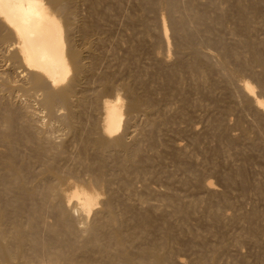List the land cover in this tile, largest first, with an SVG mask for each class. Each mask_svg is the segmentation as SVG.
<instances>
[{
  "label": "bare ground",
  "instance_id": "bare-ground-1",
  "mask_svg": "<svg viewBox=\"0 0 264 264\" xmlns=\"http://www.w3.org/2000/svg\"><path fill=\"white\" fill-rule=\"evenodd\" d=\"M74 1L75 0H0V44H1L0 46L2 47V44H4L10 48L11 51L9 54V61H11V63H13V62L17 63V65L20 66L22 71L25 72L24 73L25 77L22 75L24 77V82L18 83V84H22L21 89H23V91H25V93L27 92L29 94V96H31L30 95L31 92H33L32 95H34L35 92H40V93H38L40 95V98H39L40 103L39 104H41L42 108L46 109V113H47L48 117H46V116L45 117L46 118L50 117L52 120L55 118L62 125V128L64 127V129H66L68 131V132H66V134L68 135V133H69L70 137L73 138L72 143H69V144H71L70 148L67 147L68 145L66 143H64V141H63V143H56L57 141L55 142L56 144L52 143L53 139L52 140L49 139L50 137H53V135L50 136V134L53 133L52 129L47 128L45 130L42 129L43 131H41L40 130L42 128L41 127L39 129L40 130L39 131L36 128V127H38V125H36V127H35L33 122H30L31 121V119L29 118L30 116L29 117L25 116L23 119L24 123H26V125H21V126L16 125V126H18L17 129L15 128L16 126L13 129L12 125H11V123L14 122V119L11 116L12 112H10L8 110L11 115L4 113V110H5L4 108H3L4 110L1 111L2 113L0 112V143H2V145L5 146V150L0 153V263L5 262L7 264H181V262L183 260L181 261L180 259H177L179 255L176 257L175 253L179 249L182 250V248L185 247L186 244L188 245V243H187L188 241L185 243L184 239H182V237H180V235H174L175 233L173 234V232H175V231L177 232V230L174 231L169 226L171 223L168 225L169 227L164 226L162 228L163 232H161L162 229H160L161 231H159V232H161V234L157 232L160 235L157 238L155 237V239H154V237L152 235L153 234L152 231L154 230L153 226H155L154 225L155 222H153V218H152L153 215H152V212H150L149 210H147L143 213H140V214L138 213V215H140V216L137 217V219L135 220L134 223L132 221V223H131L132 226H129V225H131V224H129L131 221L129 222L128 220H132V219H130V217L128 218V216H127V212H129V211H127L126 213H125V211H122V208L125 209L128 207L127 203L125 204V201H127L126 198H128V197L124 198V200L122 199L123 200L122 204H124V206L122 205V208H117L116 202H115L117 200V198H116L117 196L115 195L116 189L114 188L115 189L114 190L111 187L112 185L116 184V187L119 190L124 191L127 196L128 195L130 196L132 194L131 191L133 192V189H132L133 186H136L135 184L137 183V180L140 181V180H142L141 179L142 177L149 176V174H150L149 170L146 169L145 165H144V162L149 159L148 158L149 156L148 155H146L148 157H145V156L142 157L141 156L142 146L139 143L140 141L138 140V138H135L132 142H128L124 137V133L121 130L122 124L124 123L123 122V115L125 114L127 117L126 123H129V122L131 123V121L134 120L133 118L136 116V113L144 114L145 117L143 116L144 120L142 121L143 122L142 125H143V128L147 127V129H148V132L146 133V135H147L146 139L148 142L147 146L150 150H153V148L155 146L154 145V139H155L154 137H155L156 133L158 132V130H160L159 127H161L163 124H167V123L171 122V120H173L172 117L174 115L170 116V115L164 114L165 112L162 109V107L160 106L161 104L158 102H155V100L152 98V96H151L152 94L149 91L150 87L147 86V83L144 84V82L141 81V79H140L141 74L145 73V75H143L142 77L146 76V74H147V71L145 70V68H143L144 70H138L137 72L131 71V73H133V72H135V73H133V75L128 73L129 75H132V76H129V78H126L122 81H118L119 83L116 81V79H115L116 76L113 73H105V74L101 75L102 74V72H101V74H99V75H101L100 78L96 76L99 80V85H98L97 89H95L94 91H91V93H88L90 89H88V87H85V83L91 77L93 78V76H94L93 80H95V75H97L98 73L95 72V69L93 67V65L95 64V61H96L95 57L93 56L94 57L93 59L95 60L94 64H93V61H89V60H87L89 62L85 61L84 55L87 54L90 57H91V55H93L94 49H93L92 45L94 42L90 41V36L93 33L94 26L96 24L93 23L94 25H92V23L90 24L89 21L87 22V20H86V22H84L83 20L79 19L80 17L77 14L78 9H76L77 7L74 6L75 3L72 5V3ZM88 1H90V0H88ZM92 1H90V4H91V7H93V10H95L94 6L97 7L95 5V3L97 4V2H96V0H94L95 3H94V1L93 2ZM99 1L100 0H98V2ZM138 1H139V7L141 9L140 11H143V12L149 11V10H155L156 8H158V11H159V9H160L159 7H162L161 9H163L166 13H168V17H169L168 21L170 23V27H171L173 33L176 34L177 40H176L175 46H176L177 52H179L180 55L184 54L180 50L182 49V51H184V50H187L186 48H188V54H184L183 56H180V58H179V55L177 53L178 58L176 60H174L175 62H173L170 66L168 65L167 67H163L162 65H160L161 64L159 62L160 60H158V64H157L158 69H157L156 73L160 74V76L159 75L158 76L161 77V79L163 80V82H161V83L166 84V82L168 83L170 81L171 82L173 81L172 84L174 85L173 86V90H174V89L178 88L181 81L185 78V75L189 74V76H190V74H191V75H194L196 77L198 76V78L199 77L207 78L212 71V68H213L212 64H214V63L211 62L212 64H210V63H208L209 61L208 62L205 61V60H207V58L205 57L206 58L205 60L202 58L205 55H202V57L200 56V54L198 53V51L200 50V49H198L199 45H198V47H195V45L197 46V44H199V42H200L196 36H197V34H199V32L202 35H203V32H205V33L211 32V29L215 27V26L213 27V25H218V27H219V25H223L224 23L228 24V23H226L227 20H231V21H233L232 23L230 22L231 24H233L232 26L230 25L231 26V29H230L231 33L234 31H237V32L242 31L241 33L243 34L241 37V40L238 39L240 41L238 43L239 45L237 44L238 46L236 44L235 45L228 44L230 42H228L226 44L227 41L223 42L222 37L220 38L219 36H217L216 38H214L215 36L214 37H209V36L207 37L206 36L207 41L217 45L218 46L217 48H219V50H220V53L222 56V61L221 62L219 61V63L216 62L217 63L216 65L219 64V66H221V70H219V72L222 71V67H224V68L226 66L228 67L229 64L228 65L226 64V62L228 60H232V64L234 66H232L231 68H233V69L228 71L229 68H228V70L225 68L228 71V76H231V77L233 75L236 76V74L241 72V71L249 72L252 75V77H254L256 83L258 85H260L262 87V89H264V50H261L262 46L260 47V45L263 42L257 41L258 40L257 35H253V37H252L253 30L255 29L253 27L258 22V21L257 22H255V21L260 17L262 9L264 8V0H223L227 4L228 11L226 9L225 13H223V11H221L222 14H220V15L217 14L214 16L213 15L210 16L207 13L205 7L201 6L200 3L198 2V0H138ZM210 3H212V2H210ZM76 4H78V3H76ZM100 6L103 7V5H100ZM207 6H208V4H207ZM219 7L221 8V6H219ZM104 9H105V6H104ZM106 9L108 10V8H106ZM106 9L103 11H107ZM209 9H210V7H209ZM263 11H264V9H263ZM91 12H92V9H91ZM218 12H220V11H218ZM162 15L163 14H161V17H162V20L164 21V18ZM166 15L167 14H164V16H166ZM138 18H140V17H138ZM260 19H261V17H260ZM142 20H143V18H142ZM155 20H157V19H155ZM145 21H146V19H145ZM159 21H160V19H159ZM98 22H100V21H98ZM142 23L140 25H142ZM158 23H157V25H158ZM146 24L147 23H144L143 25H146ZM165 24H167V22ZM113 25H115V24H113ZM140 25H138L137 27H139ZM147 25H149V23ZM158 26H159L158 28L160 29V34H158V35H160L161 40H163V42H164V40H166V34H167L166 28H165L163 22ZM143 28H144V26H143ZM214 29H216V28H214ZM143 31L144 32L147 31L146 26L143 29ZM215 31H217V30H215ZM224 31H225V29H224ZM214 32H213V34H214ZM254 33H256V32H254ZM224 34H226V33H224ZM228 34H229V32H228ZM236 34H239V33H236ZM171 35L174 36V34H171ZM221 35H223V34H221ZM234 36H236V35L234 34ZM258 36H259V34H258ZM200 38H202V37H200ZM224 38H225V36H224ZM231 38H232V36H231ZM195 39L198 40L199 42H197V44L193 45L195 43ZM78 41H82V42H80V44L83 43L86 46L84 45L85 47L84 46L81 47L78 44ZM260 41H262V40H260ZM151 42H152V40H151ZM173 42L174 41H172V43ZM169 43H167V44H169ZM123 46H124V44H123ZM157 47H159V46H157ZM168 47H169V45H168ZM239 48H241L242 50H239ZM197 49H198V51H197ZM146 51H149V50H146ZM168 51H169V48H168ZM141 52H143V51H141ZM166 52H164V53L166 54ZM244 52H246L248 54L247 57L245 56L246 54H244ZM175 53H176V51H175ZM155 54H156V52H155ZM159 54L160 53H158L157 56H159ZM165 54H163V55H165ZM87 55L85 57H87ZM130 56H131V54H130ZM133 57H134V55H133ZM212 57H214V55ZM7 59H8V54H7ZM163 59L165 60L164 57H163ZM169 59H170V57H169ZM130 60H133V59H130ZM107 63H108V61H107ZM134 64H132V65H134ZM214 66H215V64H214ZM254 66L255 67L257 66V68L259 67L258 68L259 70L257 69L258 71H255L253 69ZM13 69H15V68H13ZM219 69H220V67H219ZM216 73H218V72H216ZM241 74L243 75V73H241ZM1 75L3 76V74H1ZM5 76L9 77L7 75H5ZM97 78H96V81H97ZM218 78H216V79H218ZM226 79H225V81H226ZM9 80H12V76H11V79H9ZM138 80H140L139 83H141L139 88L137 87L138 85H136L137 82H135ZM5 81L6 80H4V83H5ZM200 81L202 82V80H200ZM12 82H15V81H11V83ZM21 82H22V80H21ZM216 82L218 83L219 80ZM216 82L215 81L213 82V78H212L211 83L208 81L202 85L203 86L205 85V88H207V91H208L211 89H215ZM236 82H238V81H235V84H237ZM241 82H240V86H238V87L245 93L244 96L246 98V103H248V105L253 106L255 108V110H254V111H256L255 112L256 113L255 118L258 121H260V123H262V125H263L262 127L264 128L263 101L261 100V98L258 99V95L256 96L254 89H253V88H255L253 86L254 84L252 85L253 82L251 84L247 81H243L242 83ZM4 83L2 82L1 84H4ZM8 83H10V82H8ZM95 83H97V82H95ZM5 84L7 85V83H5ZM14 84H16V83H14ZM4 85L1 86L2 89L5 87ZM115 85L118 86L119 89H121V91L123 92V93L121 92L122 95H121V93L118 94L117 92H115L116 89H114L115 90L114 92L117 94H115L110 99H108V98L104 99L103 98L101 100V98H102L100 96L101 93L107 92V91H112L113 88H117V87H114ZM230 86H228V87H230ZM17 88H15V89H17ZM195 89H196V87H195ZM5 90H6V88H5ZM18 90H20V89H18ZM92 90H93V87H92ZM165 90H166V88H165ZM231 90L233 91L234 89L231 88ZM13 91H15V90H13ZM259 91L261 92V90H259ZM7 92H8V90H7ZM10 92H12V91H9V93ZM161 92H163V91H161ZM1 93L4 94L3 92H1ZM9 93H8V96H9ZM25 93H23V94H25ZM262 93H263V91H262ZM6 94L7 93L5 92V95ZM167 94H168V92H167ZM12 95L14 96V94H12ZM161 95H163V94H161ZM3 97H4V95H3ZM3 97H2V99H3ZM196 97H197V95H196ZM236 97H235V99H236ZM261 97H262V95H261ZM7 99H8V97H7ZM164 99H165V97H164ZM221 99L223 100V98H221ZM218 100H214V101L217 102ZM9 101H11V100H9ZM174 101H173V103H174ZM1 102H3V101H1ZM22 102H23V100H22ZM36 102H37V100H36ZM189 102H190V100H189ZM218 102H217V104H218ZM228 102H231V101L229 100ZM187 103H188V98L185 94H183L182 98H181V105L177 108V110L175 108L177 115L178 114L181 115L183 119H185V114L182 113V110L184 109L185 104H187ZM235 103H236V101H235ZM6 104H8L7 101H6ZM9 104H11V102ZM3 105L6 106L5 103ZM34 105H36V104H34ZM236 105H237V103H236ZM1 107H0V110H2ZM37 107H38V105H37ZM215 107H217V106H215ZM8 108L10 109V107H8ZM59 108H62L64 110V114L62 116H60V118H58L59 115L56 117V110ZM238 108H239V106H238ZM229 109H230V107L228 106V107L224 108L223 111H226V110L228 111ZM220 111L222 112V110H220ZM240 112L241 111H239V114H240ZM24 113H26V112L24 111ZM34 113H36V112H34ZM38 113H39V111H38ZM21 114H23V113H21ZM29 114H30V110H29ZM152 114H153V116H152ZM173 114H175V113H173ZM16 117H18V116H16ZM177 118H178V116H177ZM15 119H18V118H15ZM20 119H22V118H20ZM234 119H236V118H234ZM138 120H136V121H138ZM32 121H33V119H32ZM50 122H53V121H50ZM53 123H52V125H53ZM172 123H174V122H172ZM257 123H259V122H257ZM56 124H58V123H56ZM227 124H229V123H227ZM233 124H234V121H233ZM252 124H253V122H252ZM131 125H133V124H131ZM219 127H221V126H219ZM258 127H259V125H258ZM52 128H53V126H52ZM62 128H61V130H63ZM254 130H255V127H254ZM134 132L132 131V133H134ZM260 134H262V133L260 132ZM57 136H58V134H57ZM64 136H65V134H64ZM259 137H260V135H259ZM140 138H142V137H139V139ZM58 140H59V138H58ZM254 144H256V143H253V145ZM25 146L27 148V151L23 150L25 148L22 149V147H25ZM72 146H74V151L73 150L69 151V149H71ZM154 149H157V148H154ZM261 155H262V153H261ZM140 156H141V159H140ZM263 156H261V157H263ZM154 157H156V156H154ZM158 157H160V155ZM152 159H149V160H152ZM36 161L37 162L40 161V166H41L40 171H37V170L34 171V168H32V166L34 165V163ZM224 161H225V159H224ZM178 165L184 171L189 169L188 166H186V164H183V162L182 163L179 162ZM249 166H250V164H249ZM36 167H38V166H36ZM179 171H181V170H179ZM192 172L193 171H191V173ZM194 172H195V170H194ZM243 172H245V170ZM243 172L240 170L241 178H242L243 182H245L246 178L243 176V174H244ZM191 173L188 172L189 175ZM152 174H153V172H152ZM66 175H68V177L70 176L74 179L73 180L74 181L73 186L70 184L71 180L69 178H68L69 181H66L67 180ZM193 175H194L193 177H194L195 182L198 181L197 179L199 178L198 177L199 174L197 175L196 173H194ZM222 178H225V180L230 179V181H232L228 172ZM135 179H137V180H136V183L134 182V185H133V181ZM145 179H147V178H145ZM194 180H192V181H194ZM77 181L81 182V183L85 182L86 184L84 183L82 185H78L80 183L76 184ZM167 182H168V179H167ZM226 182H228V181H226ZM141 183H143V182H141ZM144 183H146V182H144ZM65 184H67V185L70 184L72 186V189L69 186L71 189V190H69V192H67V189L65 190L63 188L64 186H62V185H65ZM149 184H151V183H149ZM181 184H179V185H181ZM201 185L204 186V188L208 189V190H210L211 186H213L210 184V182H203ZM147 186L145 187L146 189H147ZM228 186H230V185H228ZM98 189H101V191L104 190V192L107 194L106 198L104 197L105 199L102 200V197L99 198V196H98L99 191L98 192L96 191ZM104 192H103V194H104ZM211 192H213V195H214L215 191H212V189H211ZM227 192H228V190H227ZM119 193H121V192L119 191ZM103 194H102V196H103ZM119 195H121V194H119ZM122 195H124V194H122ZM213 195H211V197ZM160 196L158 195L157 198L159 197V199H160ZM162 196L164 197L165 195H162ZM24 198L28 201V204H27V202H25L26 204L23 202V201H26ZM22 199H24V200H22ZM144 199L142 197L143 204L145 202ZM156 200L157 199H155V201ZM167 200H169V199H167ZM167 200L165 202H167ZM172 200H170V201H172ZM225 200H227V199H225ZM149 201H151V200H149ZM173 202H172V204H173ZM178 202H180V201H178ZM196 202L198 203V201H196ZM98 203L100 204V207L102 204V206H103L102 210H96L95 209V205ZM229 203H230V201H229ZM156 205H159V204H156ZM177 205L178 206H175V203H174L175 207L173 206L174 207L173 208L174 213L177 215V217L179 216V218H180L184 214L186 215L189 212L188 211L189 208L186 206V204H185V206L187 208L183 207V205H179V204H177ZM194 205H195V203H194ZM69 207H71L72 210L75 209V211L76 210L79 211L78 214H80V216H79L81 219L80 221L85 223V225L82 228H77L78 225H76V223H78V219H75V218L72 219V217H70L72 215L71 214L69 215V212H70ZM131 208L133 209V207H131ZM155 208L158 210L157 207H155ZM194 208H196V206ZM210 208H211V206L208 209H210ZM207 211H210V210H207ZM132 212H133V210H132ZM71 213H73V211H71ZM90 213H92L93 216ZM258 213L259 212L251 211V213H248V215L246 214L247 216L246 215H244V216H246V218H247L246 220L249 219V222L252 223V219H254ZM263 213H264V211H263ZM76 214H77V212H76ZM211 214H213V217H214V215H217L215 217H218V210L217 211H216V209L214 210V207H213V209L211 210ZM260 214H261V212L259 213V215ZM47 215L52 216L53 221L51 220L52 221L51 223L46 222L45 217ZM89 215H91V217H92V219L90 221L88 220ZM259 215H258V217H260ZM50 216H49V218L51 219ZM261 216H262V218H264V215H261ZM75 217L78 218L77 216H75ZM131 217H133V215ZM169 217H170V215L168 216V218ZM159 219H161V218H159ZM235 219H237V218H235ZM167 221H168V219H167ZM230 221H231V219H230ZM253 222H254V220H253ZM184 223L185 222H183V225H185ZM228 223H229V221H228ZM78 224L80 225V223H78ZM164 224L166 225V222H163V225ZM81 225H80V227H81ZM183 225L181 224V226H183ZM249 226H250V224H249ZM174 227H176V225ZM160 228H161V226H160ZM181 228H183V227H181ZM177 229H179V228H177ZM186 229H188V228H186ZM186 229H184V231ZM153 232H155V231H153ZM242 232H243V230H242ZM201 233H203V232H201ZM245 233L250 235V237L251 236L255 237L256 229L253 226H251L250 228L248 227V231ZM198 235H200V234H198ZM151 238H153V239L151 240ZM198 239L200 240V238H198ZM242 239H244V238H242ZM188 240H190V239H188ZM195 240H196V238H195ZM198 243L200 245V242H198ZM203 244H204V242H203ZM205 244H207V243H205ZM239 244H241V243H239ZM254 244H256V243L254 242ZM201 246H199V247H201ZM255 248H257V247H255ZM204 249H205V247H204ZM252 250H253V248H252ZM199 251H201V250H199ZM179 252H182V251H179ZM220 253H221V249L218 246H214L211 249H205L202 252H200V254H198L197 259H196V264H218V262H219L218 261V259H219L218 255ZM253 259H254V257H253ZM256 259H257V257H256ZM239 263H240V261H239Z\"/></svg>",
  "mask_w": 264,
  "mask_h": 264
},
{
  "label": "rangeland",
  "instance_id": "rangeland-1",
  "mask_svg": "<svg viewBox=\"0 0 264 264\" xmlns=\"http://www.w3.org/2000/svg\"><path fill=\"white\" fill-rule=\"evenodd\" d=\"M75 1L72 3V5L75 3L74 6L77 7L76 9H78L77 14L80 17V18L79 17L78 18L81 19V20H83L84 22H86V20H87V22L89 21V23L90 24L92 23V25L96 24L94 26V31H93V33L90 36V41H93L94 42L93 45H92L93 46V49H94L93 50V55H91V57L89 55H87V54L84 55V60L85 61H87V60L93 61V64H94V61L96 60L95 61V64L93 65V67L95 69V72L98 73L97 75L94 74L95 75V80H93L94 79V76H93V78L91 77L88 81H86L85 87H88V89H90L88 93H91V91H94L95 89H97V87L99 85V80H98L97 77L100 78L101 75H103L105 73H113L116 76L115 77L116 81L118 82V81H122V80H124L126 78H129V76H132L133 73L137 72L138 70H144L143 68H145V70L147 71V74L144 77H142V76L145 75V73L144 74H141V76H140L141 81L144 82V84L147 83V86L150 87L149 88V91L152 94L151 95L152 98L155 100V102H158V103L161 104V105L160 104L159 105L164 110V112H165L164 114H167V115H170V116L171 115H174L172 117L173 120H171V122H169L167 124H163L161 127H159L160 130H158V132L156 133V135L154 137L155 138L154 139V145H155L154 148H157V149H154L153 148L154 151L153 150H150L148 148V146H147L148 145V142H147V139H146V136H147L146 133L148 132V129H147V127H144L143 128V125H142L143 124L142 121L144 120V117H145L144 114H142V113H140V114L136 113V116L133 118L134 120H132V121L130 120L131 123L130 122L129 123H126L127 117H126L125 114H124L125 116L123 115V122L124 123L122 124V129L121 130L124 133L125 139L128 142H132L135 138H138V140L140 141L139 143L142 146L141 156L142 157L143 156H145V157H148L149 156L148 157L149 159H152V158L153 159L152 160H149L148 159L147 161L144 162L145 168L149 170L150 174H149V176H146V177H142L141 178L143 181L142 180H140V181L143 182V183H141L137 179H135L133 181V185H134V182L136 183V180H137V183L135 184L136 186H133V188H132L133 189V192L131 191L132 194L130 193L131 194L130 196L129 195L127 196L124 191L119 190L116 187V184H114V185L111 186L113 189L114 188L116 189V190L115 189L114 190H115V195L117 196L116 197L117 200L115 201L117 208H122V205L124 206V204H122L124 198L128 197V198H126L127 201H125V204L127 203L128 207L125 208V209L122 208V211H125V213L127 211H129V212H127V216H128V218L130 217V219H132V220H128L129 222L131 221L129 224H131L132 221L134 223L135 220L137 219V217L140 216V215H138V213L140 214V213H143V212H145L147 210H149L150 212H152L153 222H155L154 223L155 226H153L154 227L153 228L154 229L153 231L156 232L155 233V232L152 231V233H153L152 235H153L154 239H155V237L157 238L161 234V232H163V229L162 228L164 226L165 227H169L170 226L174 231L177 230V232L175 231V232H173V234L175 233L174 235H180V237H182V239H184L185 243L188 241L187 242L188 245L186 244V246L183 247L182 250L179 249L175 253V256L176 257L179 255L177 259H180L181 261L183 260L181 262V264H191V263L192 264H196V259H197L198 254H200V252H202L203 250H205V249H211L214 246H218L221 249V253H220L221 255L220 254H219L220 256L218 255V258H219L218 259V261H219L218 264H263L264 263V247H263L264 246V220H263L264 218H262L261 215H264V213H263V211H264V194H263L264 193V156H263L264 155V150H263L264 149V136H263L264 135V128L262 127L263 126L262 123H260V121H258L255 118V114H256L255 113L256 111H254L255 108L253 106L248 105V103H246V98L244 96L245 93L238 86H240V82L241 81L242 82L243 81H247L250 84L253 82L252 85L254 84L253 86L255 87V88H253L254 89V92H255L256 96L258 95V99L261 98V100L263 101V107H264V89H262V87L256 83L254 77H252V75L249 72H246V71L243 72V71H241V72L237 73L238 75L237 74H236V76L233 75L234 77L233 76L232 77L231 76H228V71L232 70L233 68H231V67L234 66L232 64V60H228L226 62L227 65L229 64L228 67L227 66L225 67L227 70L229 68L228 71L224 67H222V71L219 72V70H221V66H219V64L218 65H216V64L219 63V61L220 62L222 61V56H221L220 50H219V48H217L218 47L217 45L208 42L207 39H206V36L207 37L208 36L209 37H214L215 36L214 38H216L217 36H219L220 38L222 37L223 42L224 41L225 42L227 41L226 44L228 42H230L228 44H232V45H235L236 44L237 45L240 42L238 39L241 40V37L243 35L241 33L242 31H238V32L237 31H234V32L231 33L230 29H231V26L233 25V24H231L233 21L226 19L228 21V22L226 21V23H228V24H225L224 23L223 25H219V27H218V25H213V27L215 26L214 28H216V29L212 28L211 29V32H208V33L203 32V35L200 34V32H199V34H197L196 37L198 38V40L200 42L198 40H196L197 39L196 38L195 39V43L193 42L194 43L193 45H195V44H197V42H199V44H197V46L195 45V47H198V45H199L200 48L198 47V49H200L199 50L200 52L198 51V49H197V51L200 54V56L202 57V55H205L202 58L204 60L207 58V60H205V61H207V62L209 61L208 63H210V64L214 63L216 67L214 66V64H212V66H213L214 69L212 68V71H211L210 75L207 78H205V77L204 78L203 77L202 78L201 77L198 78V76L196 77V76L191 75V74H190V76H189V74L188 75H185V78L180 83L181 85L179 84L178 88H176V89L173 90V86H174L172 84L173 81L172 82L170 81L168 83L166 82V84L165 83H161V82H163V80L161 79V77H159L160 74L156 73V71L158 69V66H157L158 60H160L159 61L161 63L160 65H162L163 67H167L168 65L170 66L173 62H175L174 60H176L178 58V55H179V58H180V56H183L184 54H188V48H186L187 50H184L183 49L184 51H182V49L180 50L184 54H181L180 55L179 52H177V49H176V46H175L176 45L175 43H176L177 37H176V34L173 33V31H172V29L170 27V23L168 21L169 20L168 13H166L163 9H161L162 7H159L160 8L159 11H158V8H156L155 10H149V11H144L143 12V11H140L141 9L139 7V1L138 0H100L99 2H98V0H96L97 4L93 0L94 3H95V5L97 6V7L94 6V9L95 10H93V7H91V4H90V1H92V0H90V1H88V0H75ZM215 1L216 0H209V1L208 0H198V2L200 3V5L203 6V7H205L207 13L210 16L211 15L214 16V15H217V14L220 15V14H222L221 11H223V13H225L226 12V9H227V4L223 0H217L216 2ZM210 2H212V3H210ZM76 3H78V4H76ZM207 4H208V6H207ZM100 5H103V7L100 6ZM104 6H105V9L108 8V10L106 9L108 12L107 11H103V10H105L104 9ZM219 6H221V8ZM209 7H210V9H209ZM91 9H92V12H91ZM263 9H262V12L260 14V17H261L262 20L259 17L258 18L259 20L257 19L255 21V22H257V21L258 22H257V24L255 23L256 25L253 24L254 25L253 28H255L256 30L254 29L255 31L253 30V34H252V37H253V35H257V39L258 40L257 39L256 40L258 42H263L260 45V47L261 46L263 47V48L261 47V50H264V16H263L264 15V13H263L264 11H263ZM218 11H220L221 13L218 12ZM227 11H228V9H227ZM161 14H163L162 16L164 18V21L162 20ZM164 14H167V15L164 16ZM138 17H140V18H138ZM142 18H143V20H142ZM145 19H146L147 22L145 21ZM155 19H157L158 21L155 20ZM159 19H160V21H159ZM98 21H100V22H98ZM158 22L160 24L163 22V24H164V26L166 28V33L169 35L168 36L166 34V40H164V42H163V40H161L160 35H158V34H160V29L158 28L159 27L158 25H160V24ZM166 22H167L168 25L165 24ZM141 23H142V25H140ZM144 23H147V24L149 23L150 26L147 25V24L146 25H143ZM157 23H158V25H157ZM113 24H115V25H113ZM138 25H140V26L137 27ZM143 26H144V28L146 26V29H147L146 32L147 33L143 31V29H144ZM224 29H225V31H224ZM215 30H217V31H215ZM213 32H214V34H213ZM228 32H229V34H228ZM254 32H256V33H254ZM224 33H226V34H224ZM236 33H239V34H236ZM171 34H174V36H172ZM221 34H223V35H221ZM234 34L236 36H234ZM258 34H259V36H258ZM224 36H225V38H224ZM231 36H232V38H231ZM200 37H202V38H200ZM151 40H152V42H151ZM171 40L174 41V42L172 43ZM260 40H262V41H260ZM80 42H82V41H78V44L81 47H83L85 44H83V43L80 44ZM167 43H169V44H167ZM123 44H124V46H123ZM168 45H169V47H168ZM157 46H159V47H157ZM167 47L169 48V51H168V48ZM140 50L143 51V52H141ZM146 50H149V51H146ZM239 50H242V49L239 48ZM10 51L11 50H10V48L7 45L2 44V47L0 46V66H1L0 67V77L2 78V79L0 78L1 79L0 80V88L5 83H7V85L6 84L4 85L5 86L3 88L4 90L2 88H1L2 90L0 89V91L4 93V94H2L0 92V107L2 106L1 107L2 110H0V112L3 111L4 109H5L4 110V113L10 114L9 111L12 112L11 113L12 115L11 114L10 115L14 119V122L11 123L13 129H14V127L16 125H18V126L26 125V123H24V120L23 119H24L25 116L26 117H29L30 116L29 117L31 119L30 122H33V124L35 125V127H36V125H38L39 128L36 127L38 130L41 127H42L40 129L41 131H43V130H45L47 128L53 130V133H51L50 136L53 135V137L56 140L53 137H50L49 138L50 140L53 139L52 140V143H55L56 141H57L56 143H63V141H64V143H66L68 145L67 147L70 148L71 147V144H69V143H72L73 138L70 137V134L69 133H68V135L66 134V132H68V131L66 129H64V127L62 128V125L55 118H54L55 120L54 119L52 120L50 117L49 118H46V117H48L47 116V113H46V109L42 108L41 107V104H39L40 103L39 102L40 95L38 93H40V92H35L34 95H32L33 92H31L30 93L31 96H29V94L27 92L25 93V91H23V89H21L22 88V84H18V83H23L24 82V77H25L24 73L25 72L22 71V69L20 68L19 65H17V63H14V62L11 63V61H9ZM175 51H176V53H175ZM155 52H156V54H155ZM164 52H166L167 55ZM158 53H160L159 54L160 57L157 56ZM177 53H178V55H177ZM7 54H8V59H7ZM130 54H131V56H130ZM163 54H165L166 56L163 55ZM244 54H246L245 55L246 57L248 56V54L246 52H244ZM86 55H87V57H85ZM133 55H134V57H133ZM213 55H214V57H212ZM93 56L95 57V60L93 59L94 58ZM163 57L165 58V60L163 59ZM169 57H170L171 60L169 59ZM130 59H133V60H130ZM89 61H87V62H89ZM107 61H108V63H107ZM131 63L132 64L135 63V64L132 65ZM218 66L220 67V69H219ZM13 68H15V69H13ZM258 68H257V66L256 67L255 66L253 67V69L255 71H258L259 70ZM131 71H135V72L131 73ZM101 72H102V74H101ZM216 72H218V73H216ZM128 73L129 74H132V75H129ZM241 73H243V75ZM1 74H3V76ZM99 74H101V75H99ZM5 75H7L9 77H6ZM11 76H12V80H9V79H11ZM96 78H97V81H96ZM212 78H213V82L214 81L216 82L218 80H219V82L218 83L216 82L215 89H211V90H208L207 91V88H205V85L203 86L202 84H204L205 82H208V81L211 83L212 82ZM216 78H218V79H216ZM224 78L225 79L227 78L226 81H225ZM4 80H6L5 83H4ZM21 80H22V82H21ZM200 80H202V82ZM1 81L4 84H1L2 83ZM11 81H15V82H12L11 83ZM94 81L97 82V83H95ZM139 81L140 80L135 81V82H137L136 85H138L137 86L138 88L140 87V84H141V83H139ZM235 81H238V82H236L237 84H235ZM8 82H10V83H8ZM14 83H16V84H14ZM228 86H230V87H228ZM14 87L15 88L18 87V88L15 89ZM92 87H93V90H92ZM114 87H117V88H113L112 91H107V92L101 93V95H100L102 97L101 100L103 98L104 99H106V98L110 99L115 94H117V93L120 94L122 92L121 89H119L118 86L115 85ZM195 87H196L197 90L195 89ZM5 88H6V90H5ZM165 88H166V90H165ZM231 88L234 89V90L232 91ZM18 89H20V90H18ZM114 89H116V91ZM7 90H8V92H7ZM13 90H15V91H13ZM259 90H261V92ZM4 91L7 93L6 95H5V92ZM9 91H12V92L9 93ZM114 91L117 92V93H115ZM161 91H163V92H161ZM262 91H263V93H262ZM167 92H168V94H167ZM8 93H9V96H8ZM23 93H25V94H23ZM122 93H121V95H122ZM12 94H14V96ZM161 94H163V95H161ZM183 94H185L187 96V98H188V103L185 104V107L182 110V113L185 114V119H183L181 115H179V114L177 115V113H176L177 108L181 105V98H182V95ZM260 94L262 95V97H261ZM3 95H4V97H3ZM196 95H197V97H196ZM1 96L3 97V99H2ZM7 97H8V99H7ZM164 97H165V99H164ZM235 97H236V99H235ZM221 98H223V100ZM233 99L236 101L237 105H236V103H235V101ZM5 100L7 101L8 104H6V101ZM9 100H11V101H9ZM22 100H23V102H22ZM36 100H37V102H36ZM189 100H190V102H189ZM195 100L196 101L198 100V101L196 102ZM214 100H218L219 101V102L217 101L218 104ZM229 100L231 102H228ZM1 101H3V102H1ZM173 101H174V103H173ZM10 102H11V104H9ZM2 103L3 104L5 103L6 106H4ZM34 104H36V105H34ZM37 105H38V107H37ZM215 106H217V107H215ZM228 106L230 107L231 110L229 109L228 111L227 110L226 111H223V109L226 108V107H228ZM238 106H239V108H238ZM8 107H10V109ZM175 108H176V110H175ZM29 110H30V114H29ZM220 110H222V112ZM24 111L26 113H24ZM38 111H39V113H38ZM239 111H241L240 114H239ZM34 112H36V113H34ZM21 113H23V114H21ZM173 113H175V114H173ZM63 114H64V110L62 108H59V109L56 110V117L59 115L58 118H60V116H62ZM16 116H18V117H16ZM152 116H153V114H152ZM177 116H178V118H177ZM15 118H18V119H15ZM20 118H22V119H20ZM234 118H236V119H234ZM32 119H33V121H32ZM136 120H138V121H136ZM50 121H53L54 123L53 122H50ZM233 121H234V124H233ZM172 122H174V123H172ZM252 122H253V124H252ZM257 122H259V123H257ZM52 123H53V125H52ZM56 123H58V124H56ZM227 123H229V124H227ZM131 124H133V125H131ZM51 125L53 126V128H52ZM258 125H259V127H258ZM18 126H16L15 128L17 129ZM219 126H221V127H219ZM254 127H255V130H254ZM61 128L64 131L61 130ZM132 131L133 132L135 131V132L132 133ZM62 132L63 133L65 132L64 134H65V136L66 135L67 136L65 137ZM260 132L262 134H260ZM57 134H58V136H57ZM259 135H260V137H259ZM139 137H142V138L139 139ZM58 138H59V140H58ZM253 143H256V144L253 145ZM3 146L4 145H2V143H0V153L5 150V146L4 147ZM23 148H25V149H23ZM22 149L24 151H27L26 146L25 147H22ZM72 150L74 151V146H72V148L69 149V151H72ZM261 153H262V155H261ZM146 155H148V156H146ZM159 155H160V157H158ZM141 156H140V159H141ZM154 156H156V157H154ZM261 156H263V157H261ZM224 159H225V161H224ZM179 162H181V163L183 162V164H186V166H188V168H189L188 169L189 171L188 170H186L187 172L184 171L178 165ZM249 164H250V166H249ZM36 166H38V167H36ZM32 168H34V171L35 170L40 171V169H41L40 161L39 162L36 161L34 163V165L32 166ZM177 168L178 169L180 168L179 170H181V171H179ZM193 169L195 170V172H194ZM190 170L193 171V172L191 173ZM240 170L242 172L245 170V172H243L244 174L242 173L243 176L246 178L245 179V182H243V180L241 178ZM152 172H153V174H152ZM188 172L191 173V174L189 175ZM227 172L230 175V178H231L232 181H230V179H226L225 180V178H222V177H224V175ZM194 173H196L197 175L199 174L198 175L199 178L197 179L199 182L198 181L195 182L194 177H193L194 176L193 175ZM66 178H67L66 181H69L68 178L72 181V182L70 181V184L73 186L74 185V181H73L74 179L72 177H70V176L68 177V175H66ZM145 178H147V179H145ZM167 179H168V182H167ZM192 180H194V181H192ZM226 181H228V182H226ZM144 182H146L147 184L144 183ZM203 182H210V184L213 185V186H211V189H212V191H215L214 192V195H213V192H211V189L210 190L205 189L204 186L201 185ZM78 183H80V184H78ZM84 183H81V182H78V181L76 182V184H78V185H82ZM149 183H151V184H149ZM70 184H68V185L67 184L62 185V186H64L63 188L65 190L67 189V192H69V190L72 189V186ZM143 184L144 185L146 184V185L144 186ZM179 184H181V185H179ZM228 185H230V186H228ZM69 186L71 187V189H70ZM146 186H147V189L145 188ZM227 190H228V192H227ZM96 191L97 192L99 191L98 192L99 198L102 197V200L106 198L107 194L104 192V190L101 191V189H98ZM119 191L121 193H119ZM103 192H104V194H103ZM101 193L103 194V196H102ZM119 194H121V195H119ZM122 194H124V195H122ZM210 194L213 195V196L211 197ZM156 195L157 196L158 195L159 196L161 195L160 196V199H159V197L157 198ZM162 195H165L166 197L165 196L163 197ZM142 197H143V199L145 198L144 201L146 203L144 202V204L142 202L143 201L142 200ZM24 199H22V200H24ZM155 199H157L158 201L160 200V201L159 202L157 200L155 201ZM167 199H169V200H167ZM225 199H227V200H225ZM149 200H151V201H149ZM166 200H167V202H165ZM170 200H172V201H170ZM178 201H180L181 203L178 202ZM196 201H198V203ZM229 201H230V203H229ZM23 202L24 203L27 202V204H28V201L27 200L26 201H23ZM172 202H173V204H172ZM174 203H175V206H178L177 204L183 205V207H186L187 206L189 208L188 209L189 212L186 215L184 214L185 215V216L183 215L184 217L183 216L180 217V218H179V216L177 217V215L174 213V209H173L175 207L174 206ZM194 203H195V205H194ZM156 204H159V205H156ZM185 204H186V206H185ZM195 206H196V208H194ZM210 206H211L212 209L214 207V210L215 209H216V211L218 210V217H215L217 215H214V217H213V214H211V210L212 209L211 208L208 209ZM131 207H133V209ZM155 207H157L158 210ZM69 208H70L69 215L70 214L72 215L70 217H72V219H74V218L75 219H78V223H80V225L82 224L81 227H80V225L78 223H76V225H78L77 228H82L85 225V223L80 221L81 220L80 217H79L80 214H78L79 211L78 210L75 211L74 208H73L74 210H72L71 207H69ZM95 209L96 210H102L103 209L102 204H101V207H100V204L99 203L96 204L95 205ZM132 210H133V212H132ZM207 210H210V211H207ZM71 211H73V213H71ZM251 211H255V212H259V213L261 212L260 215L258 213L257 216L254 219H252V223L249 222V219L246 220L247 219L246 216L248 215V213H251ZM76 212H77V214H76ZM90 214L93 216L92 213H90ZM131 214L133 215V217H131L132 216ZM91 215H89V218H88L89 221L92 219ZM169 215H170V217L168 218ZM244 215H246V216H244ZM258 215L260 217H258ZM49 216L47 215L45 217V220H46L47 223H51L53 221L52 220L53 219L52 216H50L51 219L49 218ZM75 216H77L78 218H76ZM159 218H161V219H159ZM235 218H237V219H235ZM167 219H168V221H167ZM230 219H231V221H230ZM253 220H254L255 223L253 222ZM228 221H229V223H228ZM163 222H166V225L167 226L165 224L163 225ZM183 222H185L184 223L185 225H183ZM181 224L183 226H181ZM249 224H250V226H249ZM175 225H176V227H174ZM129 226H132V224L129 225ZM160 226H161V228H160ZM251 226L255 227V229H256L255 237L254 236L253 237L252 236L250 237V235H248V234L245 233V232L248 231V227L250 228ZM181 227H183V228H181ZM177 228H179V229H177ZM186 228H188V229H186ZM160 229H162V231ZM184 229H186V230L184 231ZM242 230H243V232H242ZM159 231H161V232H159ZM157 232L160 233V234H158ZM201 232H203V233H201ZM181 233L182 234L184 233V234L182 235ZM198 234H200V235H198ZM193 236L196 238V240H195V238ZM198 238H200V240L201 241L203 240V241L201 242ZM242 238H244V239H242ZM152 239L153 238H151V240ZM188 239H190L191 241L188 240ZM249 239L250 240L252 239V240L250 241ZM198 242H200V245H199ZM203 242H204V244H203ZM254 242L256 244H254ZM205 243H207L208 245L205 244ZM239 243H241V244H239ZM199 246H201V247H199ZM204 247H205V249H204ZM251 247L253 248V250H252ZM255 247H257V248H255ZM199 250H201V251H199ZM179 251H182V252H179ZM253 257H254V259H253ZM256 257H257V259H256ZM239 261H240V263H239ZM0 264H7V263L1 262Z\"/></svg>",
  "mask_w": 264,
  "mask_h": 264
}]
</instances>
